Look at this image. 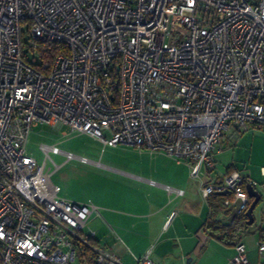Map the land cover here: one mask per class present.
Listing matches in <instances>:
<instances>
[{
	"label": "built area",
	"instance_id": "1",
	"mask_svg": "<svg viewBox=\"0 0 264 264\" xmlns=\"http://www.w3.org/2000/svg\"><path fill=\"white\" fill-rule=\"evenodd\" d=\"M44 43L65 51L44 60ZM38 123L211 173L225 130H264V0H0V264H123L88 226L98 207L60 196L45 159L27 152ZM246 183L232 170L201 195L227 191L233 219L251 201ZM135 264L157 263L147 251ZM228 264H248L240 239Z\"/></svg>",
	"mask_w": 264,
	"mask_h": 264
},
{
	"label": "crops",
	"instance_id": "2",
	"mask_svg": "<svg viewBox=\"0 0 264 264\" xmlns=\"http://www.w3.org/2000/svg\"><path fill=\"white\" fill-rule=\"evenodd\" d=\"M62 126L51 127L60 129ZM68 132L71 131L62 130L63 135ZM97 141L102 144L101 151L111 146ZM135 150L132 148L130 152ZM129 158L122 161L127 167L94 160L88 162L91 169L75 166L77 175L84 176L82 192L62 191V187L56 184L60 196L91 201L98 207L100 216L91 214L89 222L93 226L89 228L103 247L119 255L123 264H135V258L147 251L157 264H228L239 239L246 247L248 264H264V252L258 249L259 241L264 239L261 228L264 223V189L254 187L261 193V200L253 210L254 221L246 224L247 227L232 242L212 236L207 228L210 220L230 221V210L220 205L221 198L229 193H214L206 199L201 195L205 183L220 181L232 170L239 171L247 183L264 182L261 172L264 167V130L248 127L236 138H233L232 129L225 130L216 153V164L219 162L223 169L211 173L202 169L200 178L192 177L184 162L166 154L142 152ZM67 161L70 160L64 162ZM257 177L262 179L257 180ZM78 180L74 179L77 183ZM165 185L181 189L183 193L168 192Z\"/></svg>",
	"mask_w": 264,
	"mask_h": 264
},
{
	"label": "rangeland",
	"instance_id": "3",
	"mask_svg": "<svg viewBox=\"0 0 264 264\" xmlns=\"http://www.w3.org/2000/svg\"><path fill=\"white\" fill-rule=\"evenodd\" d=\"M25 38L26 36H24V39ZM29 57L31 58V54L29 55ZM62 130H66V132L70 131V129L65 125H63L60 129H55L51 126L46 125L45 123H39L37 126L31 128L26 144V149L28 153L31 154L38 161V163H42L45 159V169L53 171L50 176L51 181L54 184L60 185V187H62V191H65L66 189H73L74 192H82L84 190V176L77 175V170L74 167H86L88 169H91V164H89L90 162L83 164L76 159L64 162L65 157L63 156V154L51 153L50 158H48L45 156V153L41 150L40 144H56L61 150L71 151L76 155L85 156L89 160L102 161L103 163H110L115 166L121 167L128 166L122 161L130 160L129 157L134 155V153L140 154L142 152H147L149 155L165 154L163 152H151L145 149L139 150L136 147L127 145L136 149L133 153L130 152L132 148H123L121 144H117L115 146H106L101 151L102 144L99 143L97 140L93 139L92 137L84 133H78L74 131L68 132L66 135H63ZM112 159L118 160V162H114ZM54 163L58 164L59 166L55 168ZM86 165H88L89 167ZM218 169H223V165H219V162L218 164H215L214 171H218ZM71 174L72 177H70ZM256 174L258 175L257 172ZM76 178L80 179V181L78 180V183L74 181V179ZM261 179L262 177H257V180ZM74 200L75 199H73V201ZM75 201L84 200L79 199ZM88 226L92 227L93 225L88 222ZM73 264L90 263L87 261L85 263L82 262L80 256H77Z\"/></svg>",
	"mask_w": 264,
	"mask_h": 264
},
{
	"label": "trees",
	"instance_id": "4",
	"mask_svg": "<svg viewBox=\"0 0 264 264\" xmlns=\"http://www.w3.org/2000/svg\"><path fill=\"white\" fill-rule=\"evenodd\" d=\"M38 50L40 51L41 57L44 60L51 61V58L55 53L65 51V46L58 43H44L39 45ZM246 182L247 181L245 180V183ZM219 196L221 197V195ZM246 227L245 213L240 216H235L233 219H230L228 223L215 220H210L207 223L209 233L212 236L218 237L222 241L226 242H232L233 240H236L240 231Z\"/></svg>",
	"mask_w": 264,
	"mask_h": 264
},
{
	"label": "water",
	"instance_id": "5",
	"mask_svg": "<svg viewBox=\"0 0 264 264\" xmlns=\"http://www.w3.org/2000/svg\"><path fill=\"white\" fill-rule=\"evenodd\" d=\"M245 188L249 197L252 198L245 211V216L247 217L246 224L250 225L254 221L253 210L255 209L258 202L261 200V193L256 190L250 183H246ZM226 192L227 191H223L219 194H225Z\"/></svg>",
	"mask_w": 264,
	"mask_h": 264
}]
</instances>
